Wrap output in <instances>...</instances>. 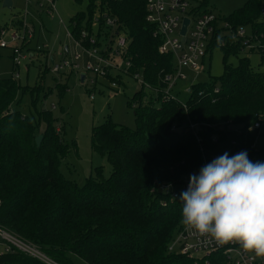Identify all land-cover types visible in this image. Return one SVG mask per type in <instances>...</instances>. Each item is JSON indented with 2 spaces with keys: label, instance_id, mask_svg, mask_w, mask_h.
I'll return each instance as SVG.
<instances>
[{
  "label": "trees",
  "instance_id": "16d2710c",
  "mask_svg": "<svg viewBox=\"0 0 264 264\" xmlns=\"http://www.w3.org/2000/svg\"><path fill=\"white\" fill-rule=\"evenodd\" d=\"M209 1L202 0L198 9L207 10ZM263 3L247 0L222 19L234 27H257ZM145 5L146 0H86L85 11L70 18L67 29L76 40L83 31L91 35L93 23L98 32L104 26L113 36L124 35L122 58L130 62L129 71L161 89L172 58L158 53L160 40L146 22ZM105 17L114 21V28L106 25ZM239 55L236 46L224 50L222 74L192 86L184 105L156 104L137 91L127 102L129 107L138 103L133 129L110 118L93 127L91 149L105 157L112 172L105 178L97 167L82 186L61 172L69 148L62 139L64 128L56 129L53 111L41 110L30 118L11 110L19 96L28 93L33 104L40 94L47 98L52 93L42 84L47 67L31 91L11 77L0 80V226L35 245L44 257L14 252L0 256V264H206L168 253L183 206L180 198L168 199L159 187L198 175L202 166L225 152L231 157L246 151L250 161L264 163V148H254L259 130L250 129L264 114V72ZM230 56L238 58L236 65L228 63ZM68 80L60 84L55 79L60 99L68 91ZM72 145L76 148L75 141ZM207 261L223 264L217 255Z\"/></svg>",
  "mask_w": 264,
  "mask_h": 264
},
{
  "label": "built area",
  "instance_id": "2783aa9c",
  "mask_svg": "<svg viewBox=\"0 0 264 264\" xmlns=\"http://www.w3.org/2000/svg\"><path fill=\"white\" fill-rule=\"evenodd\" d=\"M56 0H36L38 12L51 19L56 13ZM25 6H30V0H25ZM146 22L154 27V37L160 40L158 53L170 56L171 73L167 75L163 82V88H151L143 80L142 74L131 73L130 62L124 61L122 56L125 53L126 41L124 35H111L114 41L110 47L109 57L101 54L94 49V41L85 31L81 32L80 39H74L67 29V35L72 39L74 52L71 53L67 46L62 48V53L58 58L48 56L47 69L56 79L57 83L64 84L72 76L80 79L84 74V84L87 91H91L90 100H93V90L99 85V80H108L112 71L116 72L113 80L107 83V88L117 91L125 86L124 79L128 78L137 82L138 91L150 96L157 102L156 104L178 102L180 100V90L177 89L178 83L186 84L183 92L190 96L193 83L200 75L199 70L204 66L205 60L212 51L218 49L223 52L231 47H238L239 54L251 58L254 54L261 57L264 54V3L260 8L257 19V27L253 25L238 26L223 21L220 14L214 13L210 9H198V4H191L189 0H146ZM108 27L114 28V21L105 19ZM187 26L184 34H181L184 21ZM59 24L64 22L59 18ZM96 25V23H93ZM31 30V31H30ZM32 29L28 28L26 34L27 42L32 39ZM115 39V40H114ZM23 38L16 33H9L7 30L0 31V48L10 49L11 61L18 70L22 65L34 61V55L23 49ZM40 49V46H37ZM22 48V49H21ZM66 48V49H65ZM12 79L19 80V71H14ZM192 77V82L190 78ZM120 82V83H118ZM193 83V84H192ZM219 87L214 88V94H219ZM95 93V92H94ZM147 97L143 100L146 103ZM132 102V101H131ZM138 103L132 102L131 107L135 109ZM55 111L56 106L51 105L48 109ZM264 126V114L257 116L251 130H260ZM172 127V130H175ZM189 130L196 135V127L189 126ZM197 141H199L197 139ZM189 179L184 178L177 184L169 183L159 187V190L170 200L180 198V193L187 190ZM170 254L180 255L195 261L205 260L217 255L222 259L223 264H264V257H257L254 252H249L237 241H230L226 244H218L208 236H201L194 230L184 226L182 223L176 229L172 239L167 245ZM20 252L29 257L44 260L38 249L32 243L22 239L18 234L0 226V256Z\"/></svg>",
  "mask_w": 264,
  "mask_h": 264
},
{
  "label": "rangeland",
  "instance_id": "374dc122",
  "mask_svg": "<svg viewBox=\"0 0 264 264\" xmlns=\"http://www.w3.org/2000/svg\"><path fill=\"white\" fill-rule=\"evenodd\" d=\"M189 1L191 4H198L202 0ZM246 1L210 0L208 9L222 16H228L233 11L241 8ZM11 2L12 8L7 9L3 8V0H0V27H2V30L16 33L20 38L22 37L24 42L22 48L34 55V61L22 65L17 70L12 64L10 49L0 48V80L9 79L15 73L14 71H19V80L16 81L25 86L28 91H31L36 84H39L43 68L48 67L46 58L49 55L55 59L58 58L64 46H67L71 53L74 52L72 39L67 35V26L70 18L77 13L85 11L86 0H82L81 4H76L73 0H56V13H54L52 19L46 15L41 16L43 20L41 27H39L41 19L37 13L38 7L33 0H30L31 5L28 7H25L26 3H24V0H11ZM59 18L64 22L63 25L59 24ZM28 28H31L33 33L32 39L27 42L26 34H28ZM93 28V33L89 35L94 41L93 48L104 56L109 57L112 52L109 51L110 47L114 43L111 36L113 31L104 28V26L100 28L99 32L97 25H93ZM36 45L40 46V49H37ZM239 57L242 58L244 55L240 54ZM237 59L230 56L228 63L234 66L237 63ZM249 59L254 70L264 72V58L254 54ZM222 70L223 52L215 49L207 56L204 66L199 70L200 75L193 83H209L213 78L219 77L222 74ZM115 75L116 72L112 71L108 80H99V85L93 90V100H90L91 91L90 93L87 91L88 89H86L84 82L72 76L67 83L68 91L66 95L60 99L56 93L58 92L57 89L55 90L54 88L56 86L55 79L48 72L46 76L44 74L42 76V79H44L42 82L43 87L50 91L52 90V93L47 98H43L40 94L37 102L32 104V99L27 93L19 96L11 106V110L19 111L30 118L36 112L48 110L51 105L56 106V110L53 111V115L58 118L56 129L64 128V135L62 133L61 135L69 148L68 154L62 160L60 169L66 179L74 181L78 186H82L86 178L97 167L102 168L105 178L109 177L112 172L105 157L93 152L91 149L92 128L101 125L107 118H110L112 122L120 126L130 129L134 128L133 108L129 107L127 102L138 91V84L125 78V86H122L117 91H112L107 88V83ZM189 80L192 82V77ZM186 84L188 83L177 84V89L181 93L180 100L183 102L188 97L183 92ZM60 107L63 108V112L60 111ZM258 133L259 135L254 144L256 150L264 148V126ZM74 141L76 148H73L72 145ZM9 231L14 232L12 230ZM47 263L50 262L47 261Z\"/></svg>",
  "mask_w": 264,
  "mask_h": 264
},
{
  "label": "clouds",
  "instance_id": "9594fccd",
  "mask_svg": "<svg viewBox=\"0 0 264 264\" xmlns=\"http://www.w3.org/2000/svg\"><path fill=\"white\" fill-rule=\"evenodd\" d=\"M180 201L184 226L264 257V163L250 161L246 151L225 152L191 174Z\"/></svg>",
  "mask_w": 264,
  "mask_h": 264
},
{
  "label": "water",
  "instance_id": "95a60500",
  "mask_svg": "<svg viewBox=\"0 0 264 264\" xmlns=\"http://www.w3.org/2000/svg\"><path fill=\"white\" fill-rule=\"evenodd\" d=\"M11 7H12V2H11V0H3V8L11 9ZM105 18H107V17H105ZM187 23H188V21L185 20V21H184L183 28H182V31H181V34H184V32H185V28H186V26H187ZM65 49H66V48H65ZM84 77H85L84 74H81V75H80V80H81V82L84 81ZM41 141H42V136H38V137L35 139V143H36V146H37V147L40 146Z\"/></svg>",
  "mask_w": 264,
  "mask_h": 264
},
{
  "label": "crops",
  "instance_id": "0c3cea01",
  "mask_svg": "<svg viewBox=\"0 0 264 264\" xmlns=\"http://www.w3.org/2000/svg\"><path fill=\"white\" fill-rule=\"evenodd\" d=\"M25 1V0H24ZM34 1V3H35V1L36 0H33ZM25 3V2H24ZM26 7V6H25ZM12 8V7H11ZM37 13H38V16H39V18L41 19L40 20V24H39V27H41V25H42V22H43V20H42V17L41 16H45L44 14H41V13H39L38 11H37ZM33 27V26H32ZM51 56V55H50Z\"/></svg>",
  "mask_w": 264,
  "mask_h": 264
}]
</instances>
